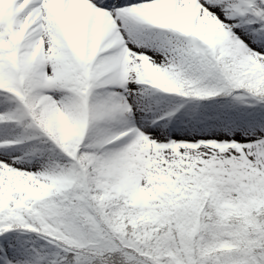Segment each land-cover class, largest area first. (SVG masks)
Here are the masks:
<instances>
[{
    "label": "snow or ice",
    "instance_id": "snow-or-ice-1",
    "mask_svg": "<svg viewBox=\"0 0 264 264\" xmlns=\"http://www.w3.org/2000/svg\"><path fill=\"white\" fill-rule=\"evenodd\" d=\"M0 264H264V0H0Z\"/></svg>",
    "mask_w": 264,
    "mask_h": 264
}]
</instances>
